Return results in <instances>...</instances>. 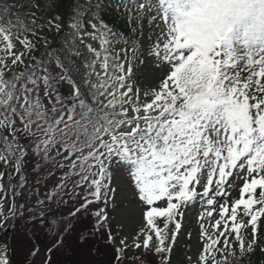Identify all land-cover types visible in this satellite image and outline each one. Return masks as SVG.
<instances>
[{
    "label": "snow or ice",
    "instance_id": "6c2138e0",
    "mask_svg": "<svg viewBox=\"0 0 264 264\" xmlns=\"http://www.w3.org/2000/svg\"><path fill=\"white\" fill-rule=\"evenodd\" d=\"M58 8L0 0V264H169L180 218L198 200L197 264L234 255L232 237L253 253L264 217V0H92L87 19L74 4L69 26L99 44L75 60L47 35L65 29ZM109 8L136 23L133 34L145 19L163 21L157 43L141 41L143 59L102 19ZM139 65L159 73L143 100ZM233 173L244 183L229 204ZM116 177L146 225L131 244L102 250L105 235L114 244Z\"/></svg>",
    "mask_w": 264,
    "mask_h": 264
},
{
    "label": "rangeland",
    "instance_id": "374dc122",
    "mask_svg": "<svg viewBox=\"0 0 264 264\" xmlns=\"http://www.w3.org/2000/svg\"><path fill=\"white\" fill-rule=\"evenodd\" d=\"M92 0H78V10L83 13V17L89 14V4ZM160 24V28L164 27L163 21L158 18L157 21H154L152 24H148L147 19L144 21V27L141 30L138 28L136 33H132V28L137 27L136 23L133 21L131 27H129V38L135 43L138 47V51L136 53L137 56H140V53L144 51L143 44H147L149 46L157 43L158 34L160 32V28L156 27V23ZM128 23V22H127ZM162 43V41H160ZM61 46L67 49L68 54L75 53L76 51L86 52L85 45L91 44L93 47L99 48V44L97 41L93 40L91 37L87 35H83V43L80 42L78 38V34L75 30L70 27L69 35L60 39ZM131 54V53H130ZM143 59L142 56H140ZM134 65H138V61L133 62ZM159 78V73L155 70L154 67L148 68L145 65H139L134 67V79L136 81V86L141 89V99L143 100V91L146 88H150L156 80ZM244 183L243 179L237 178L235 173H233L232 177L227 178V184L225 187L229 191L231 188L233 191L231 192V196L229 197V204L235 198H240V189L242 188ZM113 186L117 187V192L115 194L116 199V211L113 213L111 209V202L109 206V221L108 226L111 229V235L114 238L113 245H106L103 243L104 239H107V236L102 238V240L97 244V247L112 249L114 247H119V239L127 237L128 243L131 244L133 238L137 235L142 227L146 225V221L142 217L141 211L136 208L135 201L132 198L131 189L127 187L126 181L124 177H116L113 180ZM198 191H201L198 187ZM257 193V192H256ZM244 198H247L245 196ZM223 198H217L220 201ZM164 202H158V204H163ZM166 206V205H165ZM206 210V206L203 204L195 203L189 205L184 210V215L181 218V222L183 225L190 228L188 234H184V232H180L177 237L178 247H180V255L176 260L175 264H197V256L198 253L202 249V245L199 242L200 240V224L201 221L198 217ZM215 218H218L214 213L213 221ZM154 235V234H153ZM241 235L245 241V245L247 246V242L252 238L251 234L247 231L242 230ZM12 233L10 232L9 240L11 242ZM4 239V234L0 233V240ZM155 240V236H154ZM223 243V238H221V244ZM229 243L235 249L234 255L221 256L219 253L215 254L216 259L219 261V264H227L232 257L242 259L246 255H241L239 252V242L234 240V237L229 239ZM73 247H75L73 241ZM259 250V247L253 252ZM140 251V250H136ZM252 254V253H248ZM68 257L71 259H83L88 260L92 259L87 255H73L71 251L68 252ZM189 257H191V262L189 261ZM19 258V257H18ZM97 260H105L107 257L104 256L103 251L96 257ZM209 264H212L211 257H208Z\"/></svg>",
    "mask_w": 264,
    "mask_h": 264
},
{
    "label": "trees",
    "instance_id": "16d2710c",
    "mask_svg": "<svg viewBox=\"0 0 264 264\" xmlns=\"http://www.w3.org/2000/svg\"><path fill=\"white\" fill-rule=\"evenodd\" d=\"M74 4L77 5V0H59V8L57 10L65 17L64 20L65 29L61 33H47L49 39H53V35L57 37H62L67 33L68 24L71 23L70 16L73 14L72 8ZM51 11L52 9L49 10V14H51ZM85 19H87V17ZM102 19L110 26H113L114 29L119 30L122 34H124L126 38H129L128 36L129 31H128L126 19L118 15L116 11L109 8L108 10L103 12ZM85 28L89 29V26L85 25ZM53 42L55 43V41ZM117 47L119 48L120 45H118ZM70 59L75 60L76 58L74 56H71ZM260 191H261L260 189L257 190V195L259 194ZM255 207L258 208L259 205H256ZM157 223L161 227L163 226L162 219H158ZM248 232L250 233V230ZM257 241H258V245L262 247L261 250L251 255H247L242 261L233 258L232 262L229 264H264V217H261L260 220H258ZM173 250L174 249L172 246V250L169 253V257H170L169 264H174L180 254V248L176 247L174 250V254L171 255ZM128 251L131 253L132 249L130 248Z\"/></svg>",
    "mask_w": 264,
    "mask_h": 264
}]
</instances>
